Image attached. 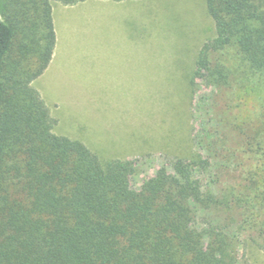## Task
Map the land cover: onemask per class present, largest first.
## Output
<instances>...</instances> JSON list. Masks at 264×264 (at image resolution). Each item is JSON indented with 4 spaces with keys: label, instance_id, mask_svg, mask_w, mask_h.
<instances>
[{
    "label": "trees",
    "instance_id": "16d2710c",
    "mask_svg": "<svg viewBox=\"0 0 264 264\" xmlns=\"http://www.w3.org/2000/svg\"><path fill=\"white\" fill-rule=\"evenodd\" d=\"M84 1L0 0V264H252L239 254L264 250V163L248 186L219 196L202 187L198 155L176 158L170 172L161 168L135 190L130 161L53 132L32 82L54 50L52 3ZM204 2L213 36L197 50L190 93L197 79L231 84L220 59L227 49L264 75V0ZM233 210L242 216L236 230L250 233L243 241L198 218Z\"/></svg>",
    "mask_w": 264,
    "mask_h": 264
},
{
    "label": "rangeland",
    "instance_id": "374dc122",
    "mask_svg": "<svg viewBox=\"0 0 264 264\" xmlns=\"http://www.w3.org/2000/svg\"><path fill=\"white\" fill-rule=\"evenodd\" d=\"M57 5L65 44L59 87L55 78L44 88L39 78L32 82L55 134L82 141L99 156L130 161L131 189L193 155L200 157L196 175L204 189L219 196L248 186L264 163V75L227 49L220 59L234 73L231 84L213 88L197 79L190 93L197 50L213 36L204 0H86L73 8L54 2L53 16ZM198 218L228 227L240 241L250 234L236 230L237 210ZM244 250L241 262L264 264V250Z\"/></svg>",
    "mask_w": 264,
    "mask_h": 264
},
{
    "label": "crops",
    "instance_id": "0c3cea01",
    "mask_svg": "<svg viewBox=\"0 0 264 264\" xmlns=\"http://www.w3.org/2000/svg\"><path fill=\"white\" fill-rule=\"evenodd\" d=\"M74 6L76 7V5H73V6H64V8L65 7H72L73 8ZM55 8L58 10L57 16H53V13H52L53 26H54V31H55V46H54V50H53V53L51 56V60L48 64L47 68L38 77L40 79V82H41L43 88L47 87L46 86V85H48L47 80L53 81L52 78H55L54 82L59 87V57H60L62 50H64V48H65V44L63 45L60 42L61 30L59 29V5H57ZM44 91L47 92V90H44ZM53 92H55V90Z\"/></svg>",
    "mask_w": 264,
    "mask_h": 264
}]
</instances>
